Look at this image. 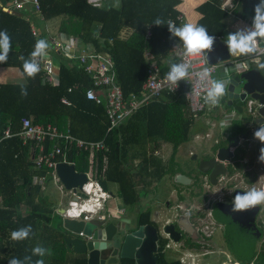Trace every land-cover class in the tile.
<instances>
[{"label":"trees","instance_id":"trees-1","mask_svg":"<svg viewBox=\"0 0 264 264\" xmlns=\"http://www.w3.org/2000/svg\"><path fill=\"white\" fill-rule=\"evenodd\" d=\"M114 1L103 0L101 7L94 8L87 0H38L42 20L36 17L42 23L60 18L57 33L73 36L96 53L108 54L125 101L132 95L139 96L146 79L145 50L154 56L164 74L178 66L173 56L177 41L186 46L211 35L228 43L224 21L229 14L221 8L222 0H204L196 7L201 17L193 30L179 20V0H117V5ZM231 1L232 14L237 18L251 21L256 28L264 25V0ZM38 21L33 22L39 34L35 37L30 30L32 21L24 14L7 13L0 8V68H15L22 76L19 83H0V264H86L84 256L72 254L64 244L58 205L45 191L52 185L53 170L34 166V144H23L17 136L22 119L35 125L50 124L81 140L103 141L106 151L92 157L93 178L104 191L109 185H116L124 206L133 208L139 204V188L183 174L171 163L177 148L190 141L195 119L204 112L193 116L185 98L187 87L181 85L175 93L140 106L125 123L107 132L104 105L85 98L84 90L92 82L82 69L70 66L61 57L58 83L52 86L45 82L43 72L33 66V59L46 47L47 33ZM248 38L239 37L241 58L249 56ZM62 97L70 105L61 104ZM220 104L227 107L224 98ZM242 122L235 121L230 136L245 132ZM5 131L11 136L4 137ZM225 143L219 139L212 148ZM162 144L171 145L167 164L155 154ZM52 145L47 141L45 151ZM66 156L77 172H87L88 153L71 149ZM241 159H232L230 174L239 169ZM134 160H138L136 165ZM188 172V176L193 173ZM253 180L254 177L246 179L250 183ZM147 223L148 214L141 213L139 224ZM242 263L264 264V241L259 252L255 254L251 249ZM120 264L133 262L122 259ZM159 264L167 262L160 257Z\"/></svg>","mask_w":264,"mask_h":264},{"label":"built area","instance_id":"built-area-1","mask_svg":"<svg viewBox=\"0 0 264 264\" xmlns=\"http://www.w3.org/2000/svg\"><path fill=\"white\" fill-rule=\"evenodd\" d=\"M103 0H87V3L94 8H99ZM0 8L7 13L24 14L39 16L40 8L38 0H0ZM221 8L231 13L234 3L231 0H222ZM181 20V17H179ZM31 34L38 37V31L33 22L30 23ZM47 33V31H45ZM248 38L249 56L241 58L240 54L235 55L238 61L248 59L261 67L264 61V25L260 28L251 27L245 30ZM149 30L146 36H149ZM214 38L221 39L218 36H205L201 40H192L186 46H181L177 41V46L173 56L178 61V66L171 72L161 74L160 67L154 56L145 50L143 57L148 63L147 76L141 86L139 96H130L127 101L124 100L121 88L116 82L113 62L108 54L96 53L87 46L78 43L70 35L56 33L54 36L44 38L46 47L40 50L38 56L33 59V66L43 72L45 82L52 86L58 83V66L60 58L68 61V64L76 65L77 68L90 78L92 86L84 90L85 98L93 101L95 104L104 105V113L108 120L107 132L113 130L119 125L125 123L130 115L140 106L150 101L160 99L164 94L175 93L181 85L187 87L185 98L188 107L193 116L207 110H217L219 106L220 92L226 89V83L222 79L219 89L215 90L212 76L218 69L222 70L225 76L230 71H236L237 63L235 60H229L208 64L206 60V51L208 45ZM232 66V70L228 69ZM249 69V68H247ZM70 92V89H68ZM247 103V115L252 117L258 114L260 104L249 98ZM61 104L70 105V102L62 97ZM229 121L231 118H229ZM225 120V119H224ZM224 123H226L224 121ZM21 130L17 134L23 144L32 142L34 144L31 160L36 168H48L53 170V183L65 191L55 174V165L57 163H68L66 153L75 149L83 151L89 155V167L86 176V182L80 189L76 188L73 192L69 190L71 199L64 207L62 218L78 219L82 216L87 221L92 218L103 219V210L108 204L111 196L102 189L101 185L93 178L92 157L96 153L106 151V145L103 141H85L75 138L68 131L63 132L50 124L35 125L29 119H22ZM262 137L261 144L264 152V115L261 123ZM8 131H5L4 137H10ZM52 142L53 145L49 151H45V143ZM60 158V160H57ZM264 184V178L263 183ZM264 187V185H262ZM77 192L85 195L81 198ZM238 264V263H234ZM252 264V263H241Z\"/></svg>","mask_w":264,"mask_h":264},{"label":"flooded vegetation","instance_id":"flooded-vegetation-1","mask_svg":"<svg viewBox=\"0 0 264 264\" xmlns=\"http://www.w3.org/2000/svg\"><path fill=\"white\" fill-rule=\"evenodd\" d=\"M222 98H224V104L227 108H232V113L228 115L229 118L231 120L243 121L242 124L247 128L245 132H251L257 126H261V124L256 122L258 114L252 117L243 111L245 104L243 105L242 103L249 100L248 96L243 100H230L226 89H224L220 92L218 100L219 106L221 107H223L220 104ZM229 100L232 102L231 106L227 105ZM256 103L258 102L256 101ZM237 106L241 108V113H238L234 109ZM244 120L247 122H244ZM242 134L243 132L239 136H242ZM217 143L218 140L213 141V146ZM217 148L213 152H209L197 159L194 167L195 173H191L190 176L184 174L190 179L188 184L181 185L174 181L176 184L183 186V188L171 187L169 185L170 178L167 177V197L162 201L156 198L155 191L157 189H153V186L159 184L158 182L160 181L152 183V186L146 189L148 191L149 207L142 211L136 210V215L133 219H131L129 212L124 211L118 216H112L104 212V208L103 219L116 226V235L121 238V241L123 237L136 231L140 226L151 225L155 228L157 235L155 242L156 251L153 254L155 259L150 260L145 252L139 251L138 256L141 262L154 261V264H159L160 257H163L167 264H190L183 260L182 250L196 252L200 249L205 251L209 247L213 248L216 245L214 236L219 232L223 238V245L227 252L240 261H235L234 263L241 264L242 259L248 256L251 249L255 253L257 245L259 243L262 244L264 241V208L260 202L254 201L249 196L250 188L254 180L251 183L246 181V177L244 176L246 172L244 173L243 170L244 164L242 163V159L240 160L239 169L236 168L234 173L230 174L229 168L233 166V156L225 164V175L217 176L213 181L208 178L207 174H202L197 171L198 161H206L214 158ZM155 154L157 155V152ZM196 158L197 156L195 160ZM237 173L242 177V185H237L233 182L235 181ZM214 187L219 188L220 197L210 199V193ZM257 194L261 198L263 197L258 190ZM234 204L235 206L230 207ZM161 206L167 211L165 213L164 223L158 226L157 223L160 222L158 220L159 216L155 219L154 214L159 213L157 209L161 208ZM172 212L174 214H171ZM141 213L148 214L149 223L139 224ZM167 215L170 219H167ZM120 246L121 243L117 246V254L114 257L117 260L116 264H120L122 259H129L119 258ZM112 253L113 249L107 251V259L110 258ZM124 253L127 255H135L134 245L127 243ZM179 253L182 255H179ZM209 254L211 255L212 251Z\"/></svg>","mask_w":264,"mask_h":264},{"label":"rangeland","instance_id":"rangeland-1","mask_svg":"<svg viewBox=\"0 0 264 264\" xmlns=\"http://www.w3.org/2000/svg\"><path fill=\"white\" fill-rule=\"evenodd\" d=\"M262 2V0H260ZM258 4L259 2L256 1ZM249 3V2H248ZM255 6V4H253ZM29 20L32 22L38 21L37 17L30 14L27 16ZM60 22V18H55L47 22H39V26L42 27V31L44 32L45 29H47V35L48 36H54L57 33L58 25ZM242 24V23H241ZM244 24V23H243ZM249 27V26H246ZM253 27V26H252ZM247 29V28H246ZM245 29V30H246ZM244 32V31H243ZM226 33L228 34V47L230 50L231 60H235L237 63V69L245 70L247 68H259V65L253 62H250L248 59L240 60L238 61V58L234 55L233 48L238 46L239 37L240 34L236 31L230 30L227 27ZM229 70H232V66H228ZM222 70L218 69L216 74L212 76V82L214 85L215 90L219 89V84L225 76L222 74ZM225 80V79H223ZM22 81V76L20 72L17 69L14 68H0V83L4 82H12V83H19ZM249 99V98H248ZM250 100H246V102L242 103L244 105L243 111L244 113L247 112V103ZM232 113L231 107H221L218 106L217 110L214 112H210V110L206 111V114L199 116L200 118H196L193 126V132L190 141L187 143L181 144L177 150L176 154L174 155V163H171L172 167L178 171L182 172L183 174H188L189 170L191 172L195 173L194 167L196 165L197 159L202 157L205 154H208L209 152H213V141L216 139H223L224 137L228 136L232 130L233 126L235 124V121L237 120H230L228 119V115ZM208 115H215V119H209L207 118ZM212 116V117H213ZM236 117V114H235ZM225 119V120H224ZM224 121L226 123H224ZM244 130L246 131L247 128L244 127ZM208 135H207V134ZM198 134L199 137L195 138V135ZM223 137V138H222ZM261 137H262V129L261 126H257L254 128L248 135L246 140L240 141V144L237 149L234 150V158H242V163L244 164L243 170L244 173L247 174V178H253L254 182L253 185L250 188L249 196L254 201L260 202L262 204V207L264 208V187H262L263 178H264V152L263 147L261 144ZM159 154L156 156L162 157V160L165 164H167V159H170L171 156V145L169 144H162L160 146V149L158 150ZM196 155L197 158H192V155ZM138 160L134 161V164L136 165ZM243 173V174H244ZM242 177L240 174L237 173L235 176V181L237 185H242ZM169 185L174 188H183V186H180L174 182L173 180H169ZM159 184H156L153 186V189L156 188V198L159 201H162L167 197V177H164L161 179ZM261 183V184H260ZM58 186V185H57ZM260 191V195L262 194V198L257 194V190ZM47 193L49 194L50 198L57 203L60 207H65L68 200L71 199L70 193L68 191H63L60 187L56 188L54 184L50 185L45 189ZM108 191H110L114 196L117 197V186L116 185H109ZM140 200L139 204H137L133 208H128L129 215L131 219L134 218L136 215V210L142 211L145 208L149 207V201H148V191L146 189L139 188L138 189ZM220 192L218 187H214L212 192L210 193V199L219 198ZM155 198V199H156ZM173 198V197H171ZM172 200V199H171ZM155 210V209H154ZM159 213H155L154 217L155 219L159 216L158 220H160L158 226H161L164 223V217L166 213L165 208H158L157 209ZM171 214H174L172 212ZM170 214V215H171ZM169 216L167 215V219ZM170 219V218H169ZM210 231V230H208ZM214 239L216 241V245H214L213 248L209 247L208 249H205V251H202L201 249L199 251H187L182 250L183 255L179 253V255H182L183 260L186 263L190 264H234L235 261H238L235 259L232 255H230L227 250L224 247L223 238L220 235V232L217 233L214 236ZM262 248V244L259 243L255 249V254L259 252V249ZM222 252H220V250ZM204 250V249H203ZM212 254L210 255L209 253ZM203 253V254H202ZM207 253V254H205ZM205 254V255H204Z\"/></svg>","mask_w":264,"mask_h":264},{"label":"water","instance_id":"water-1","mask_svg":"<svg viewBox=\"0 0 264 264\" xmlns=\"http://www.w3.org/2000/svg\"><path fill=\"white\" fill-rule=\"evenodd\" d=\"M231 57L228 43L222 39L214 38L212 43L208 45L206 51V60L208 64H216L229 60ZM226 91L228 98L243 100L246 96L257 101L261 106L258 109L257 123L261 124L264 115V61L260 68L241 69L230 71L225 75ZM229 100L228 106L232 102ZM241 113L239 106L234 108ZM250 132H244L242 136L231 135L226 136L225 145L219 146L215 151V157L209 160H199L197 171L207 174L208 178L213 181L217 176H223L226 173L225 164L233 158L234 150L239 146L240 141L246 140ZM192 155V158H195ZM55 174L59 179L65 191H76L80 189L82 184L86 182V176L75 170L72 164L57 163L55 165ZM174 181L178 184L185 185L190 179L184 174H176ZM77 195L85 198L80 192ZM221 205V204H220ZM231 205L230 207H233ZM64 208L57 213L61 216ZM253 216V215H252ZM61 226L65 231L63 241L67 249L74 255H82L85 257L86 264H116L117 246L121 243L119 249V258L132 259L134 264H154V261L141 262L138 252L142 251L147 257L155 259L153 256L156 251V231L151 225L140 226L136 231L123 237L116 235V226L104 219L92 218L87 221L82 216L78 219L62 218ZM226 234V233H225ZM227 236V234H226ZM134 245L135 255H127L124 249L127 245ZM113 249L110 258L107 259V251Z\"/></svg>","mask_w":264,"mask_h":264},{"label":"crops","instance_id":"crops-1","mask_svg":"<svg viewBox=\"0 0 264 264\" xmlns=\"http://www.w3.org/2000/svg\"><path fill=\"white\" fill-rule=\"evenodd\" d=\"M179 1H180V3L176 6V10H178L180 13L181 22L184 26L188 27L190 30H193L197 21L201 17V15L196 11V7L199 6L201 3H203L204 0H179ZM114 3H115V5H117V0H115ZM232 10H231V13L229 14V16L224 21L225 26H226V30L228 27L230 30H233V31H236L237 33H239L240 36L245 35V33H244L245 29L252 27L251 21L250 22L244 21V20H241L240 18H237L235 15L232 14ZM246 26H249V27H246ZM45 31H48V30L45 29ZM236 47H238V49L234 50L235 51L234 55H238L241 53L240 44H238V46H236ZM212 112H214V111H212ZM204 114H206V112H204ZM204 114H202V115H204ZM202 115H200V116H202ZM211 116H213V115H208L207 118L211 119ZM214 117H215V115H214ZM197 118L199 119L200 117L198 116ZM198 137H199V135L196 134L195 138H198ZM225 138L226 137H224L222 140H224ZM157 154H159L158 151H157ZM160 158L162 160V157H160ZM170 158H171V156H170ZM134 161H136V160H134ZM162 162H163V160H162ZM133 164H134V162H133ZM177 174H181V173H177ZM52 184H54V183L52 182ZM151 184L152 183H150L146 187V189L150 188L152 186ZM54 185L56 188H58V186L56 184H54ZM106 192L111 196V198L108 201V204L105 205L104 212H106L112 216H118L119 214H121L124 211L129 212L127 210L128 208L124 206L122 199L118 195L116 197L110 191H106ZM61 208H63V207L58 206V210H60Z\"/></svg>","mask_w":264,"mask_h":264}]
</instances>
